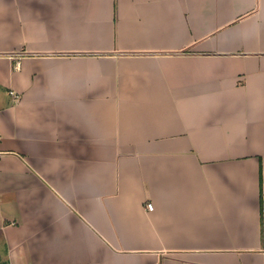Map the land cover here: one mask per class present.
Wrapping results in <instances>:
<instances>
[{
	"label": "crops",
	"instance_id": "1",
	"mask_svg": "<svg viewBox=\"0 0 264 264\" xmlns=\"http://www.w3.org/2000/svg\"><path fill=\"white\" fill-rule=\"evenodd\" d=\"M0 264H264V0H0Z\"/></svg>",
	"mask_w": 264,
	"mask_h": 264
},
{
	"label": "built area",
	"instance_id": "2",
	"mask_svg": "<svg viewBox=\"0 0 264 264\" xmlns=\"http://www.w3.org/2000/svg\"><path fill=\"white\" fill-rule=\"evenodd\" d=\"M147 208H148V210H153V209H154V205H153V203H152V202H149V203L147 204Z\"/></svg>",
	"mask_w": 264,
	"mask_h": 264
}]
</instances>
